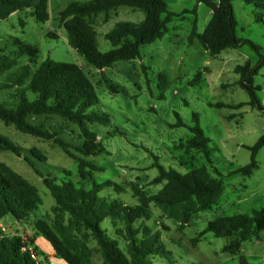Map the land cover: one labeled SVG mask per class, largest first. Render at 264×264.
<instances>
[{
  "label": "rangeland",
  "instance_id": "1",
  "mask_svg": "<svg viewBox=\"0 0 264 264\" xmlns=\"http://www.w3.org/2000/svg\"><path fill=\"white\" fill-rule=\"evenodd\" d=\"M86 1L89 0H47L48 19L42 22L30 15L29 10L11 13L7 18L0 19V47L6 53L12 52L16 47L11 39L19 38L37 47L35 65L47 57L55 61L76 63L91 79L99 101L90 110L107 113L109 123L88 124L107 153L102 152L87 159L102 167V170L93 172L96 182L111 180L123 186L121 192H116L111 186L103 187L99 195L134 205L137 199L128 182H134L147 194L156 193L162 184L149 183L158 170L151 166L153 157L147 150L158 156L164 167L180 173L205 165L214 177L222 180L223 193L216 205L193 214L190 221L180 227L178 220L168 218L162 209L151 203L149 218L135 223L136 226L143 224L152 231H159L165 248L172 253V263L155 257V264H237L241 255L252 264H264V230L244 240L240 251L233 255L222 252L223 246L229 241L228 237H216L211 232H205L198 242L192 241L210 220L222 215H251L254 210L264 207V146L257 151V167L250 175L233 172L249 163L248 147L264 136V114L247 104L249 96L238 84L239 74L234 71L237 65L246 60L254 66L260 60V54L264 57V12L257 11L244 0H233L237 23L235 34L239 39L251 41L259 48V53L243 43L212 56L196 38L190 43L188 40L194 21L198 33L204 30L211 17L210 9L196 0H165L168 10L174 15L167 23L163 36L142 45L140 57L119 60L102 70L104 77L120 89L112 93L102 80L101 71L86 63L68 45L65 28L59 22L60 10L71 2ZM102 19V13L97 14L93 25L98 49L107 51L111 44L104 34L117 22H141L144 13L139 9L119 6L111 11L106 22ZM26 62V56L20 57V64ZM198 72L200 78L194 80ZM159 73L166 76L163 98L159 97ZM6 74L0 75V81L6 80ZM251 83L258 87L256 94L264 107V63L251 76ZM13 92L14 89L1 91L0 101L10 104ZM29 96L32 98L33 94L29 93ZM216 103L245 104L234 108L215 107ZM193 112L198 115L199 126L210 140V162L201 153L193 149L186 150L185 142L192 137L188 126L193 125ZM175 113L180 116L183 126H170L176 122ZM34 121L60 129L61 136L68 141L76 142L79 139L78 127L61 118L49 116ZM0 133L25 148L40 149L47 160L37 161L36 165L45 176L55 178L57 182L64 177L75 183L81 182L77 163L52 141L20 133L12 125H5L1 121ZM0 161L37 188L41 203L31 212L30 217L52 216L54 199L27 163L7 151H0ZM215 168L218 173L214 172ZM84 185L87 187L88 183ZM50 218L47 217L48 222ZM0 224L6 232L16 229L20 232L25 222H17L11 215H7ZM100 226L106 229L107 234L113 235L109 217ZM24 229V234L29 235L30 224H26ZM88 245L92 248L90 264H101L102 259L95 242L90 240ZM38 259L40 264H65L60 258L47 261L45 254Z\"/></svg>",
  "mask_w": 264,
  "mask_h": 264
},
{
  "label": "trees",
  "instance_id": "2",
  "mask_svg": "<svg viewBox=\"0 0 264 264\" xmlns=\"http://www.w3.org/2000/svg\"><path fill=\"white\" fill-rule=\"evenodd\" d=\"M233 0H196L211 11V17L201 33L196 31L195 21L188 36L189 43L197 39L200 45L212 56L228 48H235L247 43L256 52L259 48L251 41L239 39L235 34L236 19L232 7ZM259 11L264 12V0H244ZM119 6L139 9L144 19L139 23L121 21L104 34L111 48L100 51L97 46L94 18L102 13L106 22L111 11ZM29 10L37 21L48 19L47 0H0V19L7 18L16 11ZM194 11V9H193ZM59 22L65 28L67 43L80 54L86 63L101 71L106 87L116 93L120 89L111 80L104 77L102 70L119 60H132L140 57V47L161 38L167 30V23L174 15L167 8L165 0H89L71 2L59 11ZM14 51L6 53L0 47V75L6 74V80L0 81V92L14 89L13 101L9 104L0 101V121L12 125L20 133L55 143L69 158L77 163L80 183L70 178L45 176L37 167V161H46V156L37 147L25 148L7 135L0 133V151H7L21 158L38 175L49 190L54 205L52 216L31 218V212L41 203L37 188L27 179L0 161V221L11 215L17 222L30 224L31 232L25 235V229L6 232L0 224V264H40L39 256L44 253L34 245L37 237L47 241L54 257L65 264H90L92 248L90 240L97 246L101 264H155L154 258H161L172 263L171 251L161 241L160 232L152 231L148 226L135 223L148 219L151 214L150 204L162 209L168 218L178 220L182 227L188 223L193 214L211 209L217 204L223 193L220 178L214 177L205 165L193 167L184 173L164 167L158 156L147 150L153 157L151 166L158 173L150 184H162L154 194H147L134 182H128L137 203L128 205L122 201L101 197L103 187H113L121 192L123 186L111 180L96 182L93 172L102 167L87 159L107 150L97 139V135L88 124L107 125L109 116L105 112H95L90 108L98 103L95 86L83 69L76 63L55 61L47 57L38 65L35 59L38 49L19 38L12 37ZM259 53V52H258ZM26 56L27 62L19 63ZM264 63L260 60L254 66L246 60L237 65L234 71L239 74L238 84L249 96L247 104L256 107L264 114V107L258 100L251 76L257 73ZM15 68L16 70L12 71ZM200 78V73L194 80ZM160 98L164 97L166 76L158 74ZM29 93L33 94L31 98ZM245 103L226 105L214 104L215 107L229 106L238 108ZM212 105V104H210ZM54 116L75 124L78 127L79 139L68 141L61 136V131L54 126H47L36 118ZM172 127L183 126L178 113ZM230 117V116H229ZM193 125L188 126L192 137L185 142L186 150L201 153L210 162L209 138L199 126L198 115L192 113ZM264 146V136L249 148L250 161L233 172L250 175L257 167V151ZM214 172L218 173L215 168ZM87 182L86 187L84 183ZM47 217H51L48 219ZM110 218L113 235L107 234L100 224ZM264 230V207L254 210L251 215H222L207 222L205 228L193 238L199 241L205 232L216 237H228L222 252L236 254L244 240ZM120 242L123 244L120 246ZM35 252L37 259L31 256ZM237 264H252L244 255Z\"/></svg>",
  "mask_w": 264,
  "mask_h": 264
},
{
  "label": "crops",
  "instance_id": "3",
  "mask_svg": "<svg viewBox=\"0 0 264 264\" xmlns=\"http://www.w3.org/2000/svg\"><path fill=\"white\" fill-rule=\"evenodd\" d=\"M34 245L46 255L47 261H50L52 258H55L54 251L51 245L47 241H45L42 237H37L34 240Z\"/></svg>",
  "mask_w": 264,
  "mask_h": 264
},
{
  "label": "built area",
  "instance_id": "4",
  "mask_svg": "<svg viewBox=\"0 0 264 264\" xmlns=\"http://www.w3.org/2000/svg\"><path fill=\"white\" fill-rule=\"evenodd\" d=\"M31 256L33 257V258H36L37 259V255H36V253L35 252H33V251H31Z\"/></svg>",
  "mask_w": 264,
  "mask_h": 264
}]
</instances>
